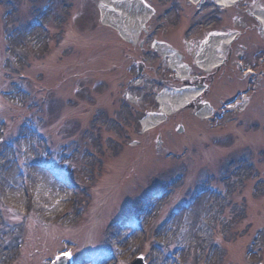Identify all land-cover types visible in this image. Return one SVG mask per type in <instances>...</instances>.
Here are the masks:
<instances>
[{
	"label": "rangeland",
	"instance_id": "rangeland-1",
	"mask_svg": "<svg viewBox=\"0 0 264 264\" xmlns=\"http://www.w3.org/2000/svg\"><path fill=\"white\" fill-rule=\"evenodd\" d=\"M164 1L167 4L169 0ZM261 1L263 0H247L237 5L236 8L243 18H248L249 20L250 18L246 10L249 11L255 3ZM97 2L99 0H0V77L2 76L4 78V83L3 79H0V84L2 88H13L11 91L14 92V95L6 99L7 103L4 104L13 106L14 108L16 107L15 109L18 110L17 117L19 120L29 117L27 98L23 96L24 94H19L16 88H14L15 86H12L10 77H14V81L18 82V86L23 88L25 86L29 88L30 83L32 94L36 92L40 94L37 88L54 89V93H48L47 95H53V100L58 101L55 109L59 115L57 113L53 115L55 122L50 124L48 133L53 136V139L57 143L60 142V133L56 134L55 131V128L60 125L54 124H58L61 122V118H64V113L62 112L63 100L67 109H73L74 114L69 115V120L76 121L73 123L72 130L70 128L64 130L67 133H73L81 137L79 138V143H76V139L67 140L65 143H68L70 148H72L70 150L72 158L69 161L76 168L75 174L79 177L78 184L88 186V192L90 198L91 196L92 198L90 199L88 196L80 194L76 197L77 204L74 207L73 203L68 204L66 201L67 195L71 196V192L68 191L66 197L63 199L61 208L59 209L56 206L53 210L52 220L59 218L58 215L60 214L59 219L61 222L73 224L78 215V211L75 209L78 207L86 211V217L88 216L86 224L74 233L76 235H68L71 237L70 241H82L81 243L84 242V236H86V241L88 242L93 240L97 227L100 225L102 226L111 220L124 219L126 216L138 222L140 226L145 225L150 227L156 225L147 239L148 246L146 250L143 249L145 243H141L144 241V235L127 230L129 235L126 232V241L118 245L119 250L115 253V255L120 256L121 260H124L125 264L132 262L135 257L140 256L142 251H145L144 254L150 257L148 261L151 262L153 246L158 244L157 240L164 245L173 246V248H178L177 246L183 247L187 243H194L196 245V252L198 248H201L199 250L205 252L206 247H202V245L198 246V244L204 238L207 244L212 247V242L209 240L210 232L208 231V227L210 228L211 226L212 228H216V242H222L225 250L222 254L224 258L216 255V259L212 264L254 263V257L258 249L263 246L262 243L259 244L258 241L256 250L252 254V259L243 256V254L255 230H261L264 233V210H261L264 201H259L261 197L256 200L252 190L245 192L244 198L247 204L248 221L238 228V230L236 229L237 231L232 230L230 234H227V231L222 228L226 227V224L228 225L227 227H230L231 221L242 213V210L238 208L241 205L238 202L240 201V197L237 195L240 188L238 185H235V182L250 178L247 164L237 163L232 167L229 159L232 156L240 154H245L248 157L251 152L255 154L258 160L259 156L257 152L264 150V148L259 149L252 145L260 146L264 142V133L261 130H257L253 134L249 132L250 128L248 126L245 128L243 126L240 127L239 120L236 121L237 119L232 114L226 117L224 121L215 123L213 129L206 124L205 126L210 128V131L204 129L205 132L201 140L198 136V130H202L204 123H199L196 117H194L193 111H190L189 113L181 112L171 117L170 121L163 126L146 135H142V129L139 123L145 111L147 109L156 110L159 107L155 102V97L158 94L156 92L157 89L152 87L151 84L148 85V88H136L133 85L132 77L134 74L131 70V67H133L132 63L129 59L124 61L126 48L132 51L131 48L133 47L130 48L124 43L118 33L113 29L100 24ZM260 5L262 6L261 3ZM44 7L45 16L36 18L35 16H40L39 10ZM18 10L19 13L23 12L27 13V15L25 17L21 16L18 19L16 16ZM208 10L211 11L210 8ZM163 11L161 10L162 13ZM206 13L207 10L197 21L205 24L207 22V18L204 17ZM32 17L45 26L50 27L53 46L49 50V58L34 63V65H37V70L32 71L31 80L28 77L27 81L20 82L17 80L19 75L14 73L18 69L17 63L20 61V57L19 60H16V56L22 54L24 49L31 51L30 57L39 56L45 49L44 34L40 28L29 26V30H20L21 25L14 22L17 20L25 24ZM224 21L226 24L230 21L233 24L235 19L232 18L230 20V18L224 15ZM248 24L249 26L254 25L252 21H248ZM22 27L25 28L26 26ZM254 34L258 36L255 27L248 29L247 34L243 36L244 40L241 39L238 44L243 43L246 46L247 51L245 54L248 57L247 63L262 66L264 64L262 62L264 41L260 37V46L256 45ZM81 35L84 36L83 41L79 40L82 39ZM167 35H162V37L166 39ZM3 36L9 37L8 40L6 39L8 41L7 43L2 39ZM78 37L81 38L77 39ZM175 38V44L180 47L181 43H184V35L176 32L173 35V39ZM64 40H69V45L77 42L80 46L76 49L75 47H71L69 53L67 54L66 52L65 54L67 55L64 58H60L63 48L61 49L59 43L63 44ZM7 46H10V53L5 48ZM257 46L261 47V49ZM30 60L32 62V58ZM60 62L64 65L60 66ZM157 64L158 61L153 62L154 67H157ZM161 71L165 75L166 69H162ZM20 74L26 75L27 73L23 71ZM233 84H230V86ZM131 86H134V88H129ZM239 89L242 88H235L233 86L232 88H227L226 93L223 90H218L217 93L211 95L210 100L216 104L221 100L225 101L231 93L233 94L235 90L238 91ZM130 96L134 98L136 96L137 99L127 98ZM38 97L40 98L39 95ZM19 100L21 103L25 101L22 104L26 105V107L24 106L22 108ZM256 100L255 106H251L243 117L247 125H252V123L253 125L258 124L260 120H264V83L259 88ZM216 104L214 105L217 106ZM259 107L261 110H257ZM98 112L103 113V115ZM107 117L111 119L107 121ZM109 126H114V130ZM179 126H184L187 131H184L183 136H180L177 131ZM87 130L90 131L91 136L86 135L85 132ZM93 132L94 135H92ZM126 134H129L131 138L126 137ZM204 136H207V138L204 139ZM85 137L87 139H84ZM190 139L193 143H197V151L195 147H192L195 146L192 142L191 146L188 145V142L191 141ZM132 143L135 144L131 146ZM205 143H208V145H203ZM23 146L25 152L29 153L30 145H24L23 143ZM159 146L165 150V153L169 150H173L176 153V150H178L177 155L185 154V156L184 158H169L168 153L163 154L161 149L158 150ZM142 149L145 151L147 149V151L140 154L143 151ZM86 150L90 152H96L97 150V154L103 160L102 164L106 167L102 169L101 166L99 167L97 165L96 168L98 169L99 167L100 174L98 179H96L98 181L96 185H90L88 183L90 180L89 169L92 160L87 157ZM176 159L179 161L176 162ZM249 159L246 158V160ZM221 162L224 165L221 164L219 170L218 164ZM238 166H241L242 170L233 172ZM11 169L13 170L12 165ZM217 169L219 171H216ZM43 173L46 174L45 172ZM179 175L184 178V184H173V188L166 185L167 181ZM219 176L224 179L219 180ZM251 176L254 178L256 175L252 174ZM206 177H208L209 183L207 186H211L220 191L217 197L208 193L205 194L209 197L210 202L212 204L214 203V207L209 205L208 213H203L200 207L203 204L198 205L199 203H203V201H199L198 206L191 208V211L184 212L185 214L183 213L181 215L174 224V227H171L172 229H164L162 231L164 234L161 233L157 237L162 230V225H169V223L165 222L168 220L170 210L166 211L161 219L157 217L154 221L152 219L148 221L157 203V201L153 202L150 199V192L161 191L162 188L169 189L170 194L174 192L175 204L171 207L174 208L182 199L188 198V196L190 197L194 192L189 194L191 188L195 190L196 186L201 183V180L203 178L206 179ZM260 177H264V172L260 174ZM75 178L74 180L77 181V178ZM32 179H34L33 176ZM18 184L19 178L14 183H11L10 186L8 185V188L3 191L0 183V203L5 201L10 207L24 211V205L30 204V201L25 197L22 187L17 189ZM253 184H255V181L250 182L249 187H252ZM28 186L31 193H34V190L37 189V185L31 183V178L28 180ZM259 188V191H261L263 186L260 185L257 189ZM229 192H231L234 202L226 205L221 198L228 196ZM33 193L32 196L34 197ZM94 197L95 200L89 204V201ZM202 200L207 201L205 199ZM165 202L166 200H161L159 208ZM101 205L103 209H100ZM30 206L31 204L27 205L26 209ZM169 207L170 204L167 205L166 210ZM223 208H225V211ZM143 210L146 211L144 212ZM66 212L68 215H64ZM28 213L26 210V214ZM118 215L121 216L118 217ZM67 216L69 217L65 219ZM63 218L64 221H62ZM178 222L180 225L176 227L175 225ZM250 222L254 224L248 232H245L246 235L243 237L240 234L244 233ZM97 223L100 225L97 226ZM101 226L98 232H96V235H98ZM175 227L176 232L174 234L173 229ZM241 229L242 233H239ZM8 230V227L0 224V260H2L0 264H5V259H7L6 253L8 251H15V247L12 250L6 249V247H9L7 245L9 239H11L10 233L6 235ZM123 231L116 230L117 233ZM211 233L214 232L211 231ZM261 235L263 238L260 240H264V234ZM43 237L46 241L55 239V236L52 238L45 236L44 232ZM29 239L30 245L25 253L22 264H44L43 255L49 251V247L44 249V252L38 253V257H32V254L35 253L34 248L38 246V242L33 240V248L32 235ZM53 243L56 245L50 246V249L54 250L51 252V255L55 251V253H59L63 250L62 244L64 241L54 240ZM116 244L118 243L116 242ZM2 245H6V247L4 248ZM96 246L95 244L92 245L93 252H97ZM160 258H162V255H160ZM155 261L156 259H154V264H156ZM80 264L88 263L81 260ZM162 264L166 263L163 262Z\"/></svg>",
	"mask_w": 264,
	"mask_h": 264
},
{
	"label": "bare ground",
	"instance_id": "bare-ground-1",
	"mask_svg": "<svg viewBox=\"0 0 264 264\" xmlns=\"http://www.w3.org/2000/svg\"><path fill=\"white\" fill-rule=\"evenodd\" d=\"M237 0H217L218 4L225 7H230L233 5ZM103 10V22L104 24L111 26L112 28L116 29L123 37L127 38L128 40L137 39L138 34H140V29L142 26L145 25L146 18L148 12L146 9L140 4V0H104L101 6ZM259 22L264 27V13L257 14ZM226 39V38H225ZM224 39V40H225ZM229 39V38H228ZM226 39L224 42H227ZM219 41V40H218ZM215 44V40L212 41L207 48H211L213 52V47ZM158 52L162 55H165L167 52H170L168 46H159ZM171 58V63L173 66L177 67L176 65V53L171 52L169 54ZM212 58L207 60L204 54H201L198 57V65L203 69L211 68V64L214 63V55L211 53ZM203 59L205 62H202ZM208 66L205 68V66ZM194 92L183 93L179 95H165L162 96L160 99V103L162 105V109L159 115H151L144 121L143 126L150 130L155 127H158L163 124V120L167 121L169 116H174L178 112L184 109L185 106L194 98ZM204 120L210 118V116L204 112L200 114ZM126 232H119L115 239L121 240L123 238V234Z\"/></svg>",
	"mask_w": 264,
	"mask_h": 264
}]
</instances>
